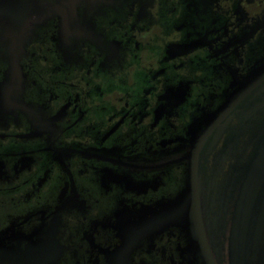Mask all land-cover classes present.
Here are the masks:
<instances>
[{"label": "flooded vegetation", "instance_id": "obj_1", "mask_svg": "<svg viewBox=\"0 0 264 264\" xmlns=\"http://www.w3.org/2000/svg\"><path fill=\"white\" fill-rule=\"evenodd\" d=\"M0 264H264V0H0Z\"/></svg>", "mask_w": 264, "mask_h": 264}]
</instances>
